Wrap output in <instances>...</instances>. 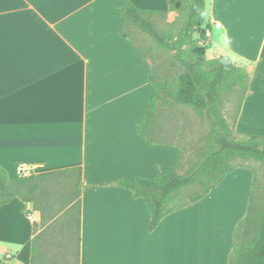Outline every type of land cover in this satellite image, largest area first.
I'll return each mask as SVG.
<instances>
[{"label": "crops", "instance_id": "obj_1", "mask_svg": "<svg viewBox=\"0 0 264 264\" xmlns=\"http://www.w3.org/2000/svg\"><path fill=\"white\" fill-rule=\"evenodd\" d=\"M132 1L169 8L168 0ZM125 3L0 0V163L10 176L21 175L19 166L31 174L81 167L78 264H229L236 227L247 213L249 167L232 170L154 230L144 198L107 184L157 175L181 152L140 132L155 88L151 61L122 34ZM206 13L208 58L229 55L251 76L236 135L264 137V0H210L209 9L206 0ZM16 203L27 222L16 232L30 234V246L42 230L40 213L28 215L32 203L14 198L0 215ZM31 254L19 255V264H31Z\"/></svg>", "mask_w": 264, "mask_h": 264}, {"label": "trees", "instance_id": "obj_2", "mask_svg": "<svg viewBox=\"0 0 264 264\" xmlns=\"http://www.w3.org/2000/svg\"><path fill=\"white\" fill-rule=\"evenodd\" d=\"M168 5L167 10L145 9L126 0L121 8L122 34L151 61L155 92L149 114L139 124L140 132L152 144H174L181 148L175 162L157 175L127 176L107 183L127 188L135 197L145 199L150 211V230L166 215L204 198L229 172L247 166L244 162L264 165V137L238 136L235 132L250 90V72L238 66L229 55L208 58L209 37L204 27L211 26L207 21L206 0H168ZM170 12L176 13L172 21H168ZM198 31L199 36H196ZM157 50L173 52L170 63L176 67L175 71L162 70L157 62ZM227 96L236 108L232 123L223 112V100ZM180 105L192 108L209 122L203 144L188 159L184 171L185 148L168 140L165 122L161 120L167 106ZM248 167L253 171V183L246 216L234 233L229 264H264V186L259 179L258 166ZM65 179L73 180V194L58 211L50 210L46 190L50 183L58 180L59 184ZM84 187L81 167L10 176L0 163V207L20 198L32 203L33 209L40 213L42 230L33 238L31 264H44L45 240L66 231L72 237L77 233L78 264ZM27 213L32 214L30 210Z\"/></svg>", "mask_w": 264, "mask_h": 264}, {"label": "rangeland", "instance_id": "obj_3", "mask_svg": "<svg viewBox=\"0 0 264 264\" xmlns=\"http://www.w3.org/2000/svg\"><path fill=\"white\" fill-rule=\"evenodd\" d=\"M207 6L209 9L210 0H207ZM172 20H174L173 16L169 15L168 21ZM202 29L203 28H200V30ZM196 36H199V31L196 33ZM147 39L149 42L150 39ZM172 53L173 52L165 50L156 51L157 62L166 73L171 70L175 71L176 69V67L170 63L173 58ZM223 103V112L225 117L230 123H232L234 121L236 108L232 104L231 97H225ZM161 120L165 122V133L168 140L174 141L185 148L182 159V171H184L188 166V159L194 156L195 151L203 144V137L209 132V122L207 119L199 116L192 108L181 105L176 107L167 106ZM244 163L247 167L251 164L258 166L259 179L264 186V165H260L253 161H246ZM73 191L74 183L72 179H65L59 184L58 180L50 183L48 189L46 190L48 199L47 206H49L50 210L58 211L59 207L66 205L67 198L69 195L72 196ZM31 212L32 215H34V209H32ZM74 213L77 216V210H74ZM23 214L26 213L21 209V205L16 203L12 206V210H6L3 215H0V263L19 264L21 263L18 258L19 255H22V253L24 255H28V250L29 253L32 252V244L29 246L28 241L26 240L30 234L25 236L16 232L18 226H27V222L23 220ZM58 237L51 236L45 240L44 264H77V233H74L72 237L68 235V232L66 231L62 235L58 234ZM8 254L12 255L13 258L9 262H6V256Z\"/></svg>", "mask_w": 264, "mask_h": 264}, {"label": "built area", "instance_id": "obj_4", "mask_svg": "<svg viewBox=\"0 0 264 264\" xmlns=\"http://www.w3.org/2000/svg\"><path fill=\"white\" fill-rule=\"evenodd\" d=\"M218 26H221L220 23H217ZM19 172L21 175H25L28 176L29 174H31L30 170L27 168H23V166H19Z\"/></svg>", "mask_w": 264, "mask_h": 264}]
</instances>
